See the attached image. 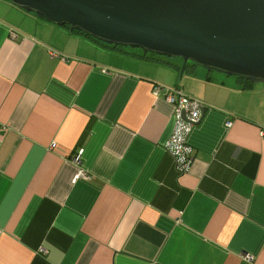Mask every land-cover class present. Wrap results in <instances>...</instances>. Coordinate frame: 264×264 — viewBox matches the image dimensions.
I'll use <instances>...</instances> for the list:
<instances>
[{
    "label": "crops",
    "instance_id": "1",
    "mask_svg": "<svg viewBox=\"0 0 264 264\" xmlns=\"http://www.w3.org/2000/svg\"><path fill=\"white\" fill-rule=\"evenodd\" d=\"M181 64L0 0V264H264V83Z\"/></svg>",
    "mask_w": 264,
    "mask_h": 264
},
{
    "label": "water",
    "instance_id": "2",
    "mask_svg": "<svg viewBox=\"0 0 264 264\" xmlns=\"http://www.w3.org/2000/svg\"><path fill=\"white\" fill-rule=\"evenodd\" d=\"M8 1L106 46L181 60L179 77L192 63L264 83V0Z\"/></svg>",
    "mask_w": 264,
    "mask_h": 264
},
{
    "label": "built area",
    "instance_id": "3",
    "mask_svg": "<svg viewBox=\"0 0 264 264\" xmlns=\"http://www.w3.org/2000/svg\"><path fill=\"white\" fill-rule=\"evenodd\" d=\"M158 90L160 89L154 91V94ZM164 99L174 107L173 126L169 137L164 142V148L174 159L177 172L182 174L188 170L191 163V147L188 143V136L194 123L198 121L201 105L198 100L189 97L177 88L167 87L164 92ZM182 113H184V117H182ZM227 124L229 125L230 122ZM81 152L82 150H79L73 156L72 160L77 164L80 162ZM86 176L87 173L83 169H77L75 178ZM245 257L251 258L249 255Z\"/></svg>",
    "mask_w": 264,
    "mask_h": 264
},
{
    "label": "trees",
    "instance_id": "4",
    "mask_svg": "<svg viewBox=\"0 0 264 264\" xmlns=\"http://www.w3.org/2000/svg\"><path fill=\"white\" fill-rule=\"evenodd\" d=\"M80 34H83V33H80ZM83 35H85V34H83ZM87 36V35H86ZM88 37V36H87ZM90 38V37H89ZM92 39V38H91ZM94 40V39H93ZM96 41V40H95ZM97 42H99V41H97ZM103 44V43H102ZM110 47H114V46H110ZM115 47H121V46H115ZM142 53V52H141ZM142 55L144 56V57H146V58H151V56H156V55H154V54H150V53H142ZM166 60V59H165ZM239 78V77H238ZM245 85H249L251 82H249V81H247V80H245V79H242V78H239Z\"/></svg>",
    "mask_w": 264,
    "mask_h": 264
}]
</instances>
